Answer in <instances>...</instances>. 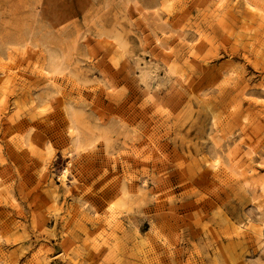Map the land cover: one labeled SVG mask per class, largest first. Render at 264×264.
<instances>
[{"label": "rangeland", "instance_id": "374dc122", "mask_svg": "<svg viewBox=\"0 0 264 264\" xmlns=\"http://www.w3.org/2000/svg\"><path fill=\"white\" fill-rule=\"evenodd\" d=\"M162 1L0 0V264H264V0Z\"/></svg>", "mask_w": 264, "mask_h": 264}, {"label": "bare ground", "instance_id": "6f19581e", "mask_svg": "<svg viewBox=\"0 0 264 264\" xmlns=\"http://www.w3.org/2000/svg\"><path fill=\"white\" fill-rule=\"evenodd\" d=\"M160 7H161V9L162 10H166L168 7H169V1L168 0H163L161 3H160ZM212 164H214V163H212ZM215 165V164H214ZM214 165H212V167H214ZM211 167V166H210ZM214 169V168H213ZM64 173H65V171H64ZM63 173V174H64ZM260 186V185H259ZM254 187V186H253ZM252 187V188H253ZM255 189L257 188V187H254ZM253 191L254 192H257V191H255L254 189H253ZM258 191H259V194H260V196H263L264 195V186L262 185V186H260L259 188H258ZM255 195V194H254ZM256 196V195H255ZM256 198L254 197V200H255Z\"/></svg>", "mask_w": 264, "mask_h": 264}]
</instances>
